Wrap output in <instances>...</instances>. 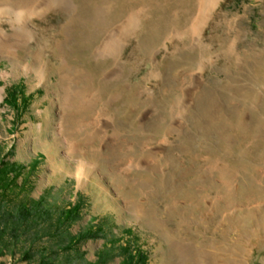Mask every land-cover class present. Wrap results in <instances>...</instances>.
<instances>
[{
	"label": "rangeland",
	"instance_id": "1",
	"mask_svg": "<svg viewBox=\"0 0 264 264\" xmlns=\"http://www.w3.org/2000/svg\"><path fill=\"white\" fill-rule=\"evenodd\" d=\"M55 3L37 1L26 50L0 55L4 99L31 95L0 104V160L24 167L0 199V264H122L126 243L146 264H264V0ZM42 46L43 84L24 71ZM62 55L81 74L66 108ZM24 204L38 210L26 221Z\"/></svg>",
	"mask_w": 264,
	"mask_h": 264
},
{
	"label": "bare ground",
	"instance_id": "2",
	"mask_svg": "<svg viewBox=\"0 0 264 264\" xmlns=\"http://www.w3.org/2000/svg\"><path fill=\"white\" fill-rule=\"evenodd\" d=\"M37 1L38 0H0V6L2 5L8 6V8L4 10V13L6 15L5 19L9 22V24L11 25V29H12L11 32H6L2 28H0V55L5 54L8 57H10V59H14V57L18 53V50L23 49V48H25L26 50V47L29 46L28 44L35 38V35L37 32L34 26L32 25V22H33L32 19L35 16L43 17L47 13V10H42L39 12L36 11L34 6L36 5ZM218 1L219 0H207L206 12H209L212 8H214L217 5ZM55 4H56L55 6L53 5L54 7H60L62 9L67 10L70 8L72 3H71V0H56ZM137 20L138 19L136 18V16L135 18H133V15L129 16L127 23H126V27L124 28V31H123L124 34L128 35L134 30V28L136 27ZM119 40H122V39H116L115 42L111 45L112 47L106 45V48L108 50H109V47H111L113 51L111 52V56H113L115 59H116V55H115L116 46L118 48V46L121 43L119 42ZM44 47L45 46L38 47L39 49L36 52L33 62H31L27 66H24V69H25L24 71L34 72L39 82L42 84L47 83L48 81L47 74H46V64L47 63L43 62V60L40 59V55L44 52L43 51ZM58 47L60 51L64 52L65 47H64L63 41L59 43ZM62 56L63 58L61 59L60 66H59V76L56 80V83H54V86L58 88L57 92H58L59 101H61L64 108H66L68 106L70 107V105H68V101H69L68 91L72 87H77V86L79 87L81 74H77V76L70 74L68 60L64 57V55ZM10 74L11 73L8 70L0 72V80L1 78L7 79ZM79 89H81V87H79ZM4 91H5V87L0 86V104L4 100V95H3ZM75 103H76L75 104L76 109L82 112L83 110L85 112V110H87V107L89 108L91 106L90 103L87 104V102L85 101L84 95H82L81 103L80 101L75 102ZM84 112L82 114H85Z\"/></svg>",
	"mask_w": 264,
	"mask_h": 264
},
{
	"label": "trees",
	"instance_id": "3",
	"mask_svg": "<svg viewBox=\"0 0 264 264\" xmlns=\"http://www.w3.org/2000/svg\"><path fill=\"white\" fill-rule=\"evenodd\" d=\"M14 86H12L13 89ZM24 95L21 90H14L12 93L7 92V96L4 99V101L9 105L12 106L14 109H18L19 111H23L25 108L29 106V103L31 101V95H26L25 98L20 99ZM10 96V99L8 98ZM21 105V106H20ZM9 156L10 154H6ZM24 167L20 166L19 164H16L15 162H10L8 159L6 160L5 157L0 160V199L4 197L6 194V191L10 188L16 189L17 187V178H19L22 175ZM12 175V177H11ZM16 183V184H15ZM23 185L22 183L20 184ZM36 206H39V202H36ZM81 205L80 203H74L70 204L69 207L64 210L62 213V216L57 220L58 227L67 225L70 226L73 224L74 221H76L80 215ZM35 211L28 205H21L19 208V217L23 220H28ZM8 215H11V212L7 213ZM102 230H98L100 233ZM95 233L91 230L82 231L81 233H78L77 235L72 236V240L70 243L74 245H78L81 241L86 240L88 238L94 237ZM71 244V245H72ZM70 246V245H68ZM131 246L126 243L124 246H122V251L124 252V257L122 260V264H146L147 261V255L146 253L141 249H135L130 248ZM101 259V256L99 257ZM103 259V257H102ZM95 264V263H90Z\"/></svg>",
	"mask_w": 264,
	"mask_h": 264
}]
</instances>
